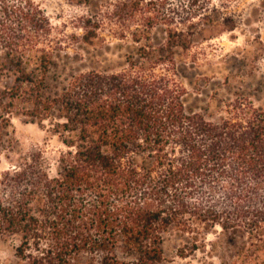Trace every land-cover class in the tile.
I'll return each instance as SVG.
<instances>
[{
  "label": "trees",
  "instance_id": "obj_1",
  "mask_svg": "<svg viewBox=\"0 0 264 264\" xmlns=\"http://www.w3.org/2000/svg\"><path fill=\"white\" fill-rule=\"evenodd\" d=\"M174 1L117 0L81 15L84 43L110 22L136 47L122 70L59 87L48 82L61 44L45 12L0 0V147L15 113L47 122L64 146L54 175L38 157L1 173L0 237L17 236L27 264H160L170 228L204 240L217 227L230 248L220 264H264V109L237 95L216 119L185 110L176 50L216 8Z\"/></svg>",
  "mask_w": 264,
  "mask_h": 264
},
{
  "label": "rangeland",
  "instance_id": "obj_2",
  "mask_svg": "<svg viewBox=\"0 0 264 264\" xmlns=\"http://www.w3.org/2000/svg\"><path fill=\"white\" fill-rule=\"evenodd\" d=\"M33 1L49 18L52 39L61 44L53 56L49 84L61 87L78 73L115 72L126 66V58L136 44L129 37H116L110 22L103 25L92 44L80 40V16H100L109 2L117 0ZM212 5L216 8L211 18L214 21L204 23V19L198 21L195 17L191 46L176 50L177 78L186 91L185 110L216 119L225 102L237 95L248 97L264 109V0H211ZM226 17L235 24L233 30H226L222 22ZM151 35L155 45L162 43L164 26L153 27ZM6 84V78L0 79V88ZM63 149L47 122L38 124L33 118L15 113L0 147V177L2 171L32 157H38L44 170L54 175L56 159ZM215 229L202 240L170 228L163 237L164 260L160 264H220L227 259L230 248L220 227ZM18 243L17 236L0 237V264H27L15 255Z\"/></svg>",
  "mask_w": 264,
  "mask_h": 264
}]
</instances>
